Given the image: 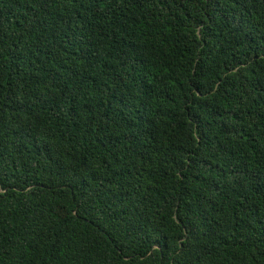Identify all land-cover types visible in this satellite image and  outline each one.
Here are the masks:
<instances>
[{
    "label": "trees",
    "instance_id": "16d2710c",
    "mask_svg": "<svg viewBox=\"0 0 264 264\" xmlns=\"http://www.w3.org/2000/svg\"><path fill=\"white\" fill-rule=\"evenodd\" d=\"M0 264H264V0H0Z\"/></svg>",
    "mask_w": 264,
    "mask_h": 264
}]
</instances>
